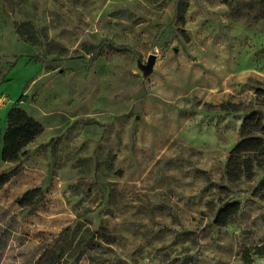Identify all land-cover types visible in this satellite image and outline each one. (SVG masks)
I'll return each mask as SVG.
<instances>
[{
    "label": "rangeland",
    "instance_id": "obj_1",
    "mask_svg": "<svg viewBox=\"0 0 264 264\" xmlns=\"http://www.w3.org/2000/svg\"><path fill=\"white\" fill-rule=\"evenodd\" d=\"M260 83L256 0H0V134L13 107L44 128L0 159L19 169L0 191V264H264V172L225 180L245 113L221 108Z\"/></svg>",
    "mask_w": 264,
    "mask_h": 264
},
{
    "label": "trees",
    "instance_id": "obj_2",
    "mask_svg": "<svg viewBox=\"0 0 264 264\" xmlns=\"http://www.w3.org/2000/svg\"><path fill=\"white\" fill-rule=\"evenodd\" d=\"M256 1L264 6V0ZM221 108L226 112L245 113L239 131V140L227 158L224 178L231 185L238 184L242 180L252 181L258 172H264V83L258 85L254 99L247 106L243 103H224L221 104ZM43 131L42 124L24 109L11 108L6 115L4 131L0 134V159L8 163L18 162L25 148ZM18 171L19 169L0 172V191L18 174ZM252 195L264 201V179L254 189ZM42 197L43 190L35 188L19 198L18 203L23 208H31L37 205ZM241 212L240 202L226 203L219 209L214 225L217 228H226L234 223ZM256 251L257 255L264 256V247H258Z\"/></svg>",
    "mask_w": 264,
    "mask_h": 264
},
{
    "label": "water",
    "instance_id": "obj_3",
    "mask_svg": "<svg viewBox=\"0 0 264 264\" xmlns=\"http://www.w3.org/2000/svg\"><path fill=\"white\" fill-rule=\"evenodd\" d=\"M156 59V55H151L148 59L147 64L142 66V69L144 70L145 74H149L153 70Z\"/></svg>",
    "mask_w": 264,
    "mask_h": 264
}]
</instances>
